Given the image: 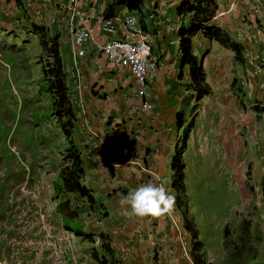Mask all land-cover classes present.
<instances>
[{
	"label": "rangeland",
	"instance_id": "obj_1",
	"mask_svg": "<svg viewBox=\"0 0 264 264\" xmlns=\"http://www.w3.org/2000/svg\"><path fill=\"white\" fill-rule=\"evenodd\" d=\"M33 1L0 0V264H100L102 257L109 256L103 246L109 237L105 215L99 205L66 191L61 177V171L72 165L67 157L69 140L64 119L55 113L59 106L47 90L44 70L53 56L41 41L42 31L47 38L57 35L51 29L57 15L33 12ZM206 50L202 48L198 56ZM208 52L204 66L206 62L211 92L196 109L193 100L182 110L194 126L186 142L179 130L187 203L177 214L185 224L186 213L193 260L196 246L205 264H227L236 244L248 237L256 253L245 252L246 264H264V211L258 205L263 179L262 188H257L259 177L250 162L255 148L251 152L250 143L240 137V132L249 131V123H255L258 133L262 124L259 115L250 111L254 107L247 102L241 82L243 77L248 80L243 73L246 65L223 45ZM68 58L63 63L70 101L81 119L77 79ZM77 119L70 130L75 141ZM259 139L254 143L260 145ZM173 195L176 198L175 191ZM65 202L69 203L62 210L82 234L66 226L58 211V204ZM173 230L170 249L177 241ZM101 232L106 238L101 239ZM162 248L163 244H156L155 252Z\"/></svg>",
	"mask_w": 264,
	"mask_h": 264
},
{
	"label": "crops",
	"instance_id": "obj_2",
	"mask_svg": "<svg viewBox=\"0 0 264 264\" xmlns=\"http://www.w3.org/2000/svg\"><path fill=\"white\" fill-rule=\"evenodd\" d=\"M181 1L144 0V27L141 15L129 11L125 4H114L112 17L118 27L116 34L103 35L96 29L93 32L98 40L128 38L123 20L128 16H137L139 29L159 61L158 72L148 84L144 97L138 94L139 88L129 67L113 65L97 52L91 42L87 43L86 56L75 60L72 31L83 24V19L71 15L68 10L70 0H34L31 6L35 13L57 15V22L51 29L59 37L63 61L65 56L72 59L77 79L75 93L80 102L81 119H77L74 131L83 161L80 181L90 189L94 203L105 215L103 222L108 225L105 229L109 235L107 240L120 264H205L203 255L196 249L193 263L188 262L177 239L174 249H170L169 238L170 234L174 235V230L169 217L159 221L129 218L123 214L119 203L123 196L139 185L157 182L153 174L142 169L137 161L166 181L171 194L175 191L172 186L175 178L172 160L179 141V130H183L178 126V113L185 104L191 105L194 100V92L187 86L190 82L188 65L184 67L183 80L178 78L182 54L177 32L181 18L177 14V6ZM216 1L219 8L212 22L245 47L246 66L243 73L247 74L248 80L243 77L241 82L247 102L254 107L250 111L259 115L262 130L258 133L257 126L251 122L249 131L247 128L243 135L240 132V137H245L250 143L251 152L255 148L250 162L259 177L255 185L261 189L262 179L264 186V0ZM114 2L116 0H77V6L90 14L92 25ZM193 47L194 53L199 55L202 48H220L222 45L198 32L193 37ZM206 66L205 62V69ZM219 66L221 63L217 61L215 67ZM145 101L149 103L146 109L143 108ZM181 116L185 126L187 119L183 114ZM85 118L91 121L101 136L107 138L109 150L101 144L85 147V128H82ZM257 137L260 138V145L254 143ZM258 205L264 211V193ZM185 228L190 232L188 220L185 221ZM160 243L163 248L157 254L155 246Z\"/></svg>",
	"mask_w": 264,
	"mask_h": 264
},
{
	"label": "trees",
	"instance_id": "obj_3",
	"mask_svg": "<svg viewBox=\"0 0 264 264\" xmlns=\"http://www.w3.org/2000/svg\"><path fill=\"white\" fill-rule=\"evenodd\" d=\"M119 3L125 4L129 11L136 12L139 16L141 15V25L144 27V0H116V2L108 7L104 16L112 17L113 5ZM218 8L219 5L216 0H182L177 6V14L181 18V24L177 32L180 38L179 47L182 54L178 78L181 81L183 80L184 67L188 65L190 82L187 86L193 90V98L196 101L192 109H196L200 100L211 92V87L207 81L204 66L205 56L209 53V49H207L201 56L194 53L193 37L198 32H202L203 35L210 40H216L224 47L231 49L235 54V59L241 64H244L246 60L245 47L243 43L234 39L221 26L212 22L218 12ZM41 34L42 44L53 56V62H51L44 70L45 75L49 79V86L47 90L53 98L54 105L59 106L55 113L60 120L64 119L63 128H65L64 131L69 140L67 157L71 160L72 165L68 169L61 171L63 185L66 191L77 192L79 195L86 197L90 203H94V197L91 194L90 189L87 188L86 185H83L80 181L81 174L83 172L81 150L76 144L72 132L70 131L71 128L74 127V122L76 121L77 116L70 101V89L67 84V76L64 70L63 59L59 51V37L58 35H55L51 38H47L43 31ZM235 81L236 80L234 78L232 82L233 85H235ZM182 114V111L178 113V126L180 128L183 127L182 140L183 142H186L188 135L194 126V122L190 119L184 126V122L181 120ZM172 168L175 170V178L172 181V186L176 191V205L179 208H183L187 203L186 186L184 184L185 162L182 155V149L178 148V145L172 160ZM68 203L69 202H65L63 204L59 203L58 211L62 213L66 226H68L72 231L82 234L77 227L72 226L70 222L71 217L62 210L63 205H68ZM71 213H73V211ZM246 224H248V222H246ZM245 230L246 234H248L249 227L247 225ZM227 231L228 228H226V233ZM86 236L92 237V234L88 233ZM105 236L106 234H103L102 232L100 233L101 239H104ZM107 239L108 238L103 241V246L105 245L109 256L102 257L99 260L100 264H120L111 243ZM241 241L242 242L236 244V248L229 254L227 264H246L245 252L251 250L253 254L256 253V249L250 246L248 237L243 238Z\"/></svg>",
	"mask_w": 264,
	"mask_h": 264
},
{
	"label": "built area",
	"instance_id": "obj_4",
	"mask_svg": "<svg viewBox=\"0 0 264 264\" xmlns=\"http://www.w3.org/2000/svg\"><path fill=\"white\" fill-rule=\"evenodd\" d=\"M68 10L71 12L72 16H78L83 19V24L75 27L72 31V53L75 56V60L86 56V44L91 42L95 46L97 52L104 55L113 65L129 67L138 85V94L142 97L146 96L148 84L158 72L159 61L153 55L150 42L142 35L139 29V20L137 16H128L123 20V24L128 33L127 39L113 38L110 41H105L103 39H96L93 32L96 29L101 31L103 35H115L118 30V27L115 25V18L105 17L103 15L91 25L90 14L77 6V0H70ZM148 107L149 103L145 101L143 103V108L146 109ZM83 125L85 128V147L91 148L96 144H101L109 150L107 138L98 133L89 119L85 118ZM137 163L142 169L153 174L155 178L159 176L142 162L137 161ZM177 212H179V210L175 206V212L169 217V220L172 227L175 229L176 238L182 248L184 256L190 263H193L191 257V233L186 230L185 224Z\"/></svg>",
	"mask_w": 264,
	"mask_h": 264
},
{
	"label": "clouds",
	"instance_id": "obj_5",
	"mask_svg": "<svg viewBox=\"0 0 264 264\" xmlns=\"http://www.w3.org/2000/svg\"><path fill=\"white\" fill-rule=\"evenodd\" d=\"M157 182H148L130 190L120 200L123 214L140 220H161L175 212L176 198L166 187V181L159 176Z\"/></svg>",
	"mask_w": 264,
	"mask_h": 264
}]
</instances>
